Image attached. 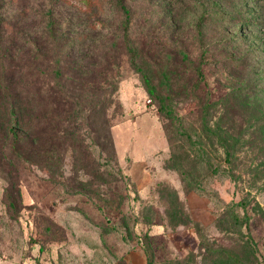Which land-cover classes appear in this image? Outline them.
Listing matches in <instances>:
<instances>
[{
	"label": "rangeland",
	"instance_id": "1",
	"mask_svg": "<svg viewBox=\"0 0 264 264\" xmlns=\"http://www.w3.org/2000/svg\"><path fill=\"white\" fill-rule=\"evenodd\" d=\"M124 3L163 104L113 0L0 1V264H264V0ZM58 90L113 97L92 171L10 159L8 92Z\"/></svg>",
	"mask_w": 264,
	"mask_h": 264
},
{
	"label": "trees",
	"instance_id": "2",
	"mask_svg": "<svg viewBox=\"0 0 264 264\" xmlns=\"http://www.w3.org/2000/svg\"><path fill=\"white\" fill-rule=\"evenodd\" d=\"M113 1L116 9L124 17L123 28L119 30L117 35L120 40L119 43L129 56V63L132 68L141 75L149 96L160 100L163 104L164 101L157 94L151 78L137 63L136 52L130 43L128 33L130 11L124 0ZM74 51L75 49H72L69 53L72 54ZM77 73L80 78L85 77V75H87L85 79L92 77L89 70L78 71ZM33 93L15 94L8 92V95H10L8 97L10 105L8 109L10 110L7 111L9 114L6 115V104H4L3 115L9 116L10 120L9 126H7L10 159L25 160L36 165L41 162L52 164V162L55 163L54 160H60L62 154L70 151L75 160L80 159L85 163L84 168H82L83 171H92L94 166L92 148L97 146L106 151V143L112 145L107 114L108 108L114 102L112 95L106 93L101 101L94 103L84 100L77 92H61L58 90L48 96L51 99L50 104L46 102L45 106H40V92ZM160 109L165 113L163 106ZM98 115H103L105 120L104 136L98 134L96 123ZM83 130H85V133L82 136L80 131ZM76 131H79V134ZM87 141H91L92 145L88 144ZM100 141H102V144ZM101 181V185L108 184L106 183L108 180L101 179ZM90 184L88 186L84 184L77 186L78 192L76 193L90 194V190H86L89 186H93V184ZM79 189L84 192L79 191Z\"/></svg>",
	"mask_w": 264,
	"mask_h": 264
}]
</instances>
